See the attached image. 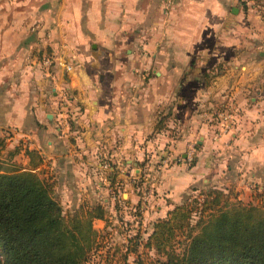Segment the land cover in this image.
<instances>
[{
	"label": "crops",
	"instance_id": "1",
	"mask_svg": "<svg viewBox=\"0 0 264 264\" xmlns=\"http://www.w3.org/2000/svg\"><path fill=\"white\" fill-rule=\"evenodd\" d=\"M0 162L62 204L137 173L157 219L264 203V0H0Z\"/></svg>",
	"mask_w": 264,
	"mask_h": 264
},
{
	"label": "trees",
	"instance_id": "2",
	"mask_svg": "<svg viewBox=\"0 0 264 264\" xmlns=\"http://www.w3.org/2000/svg\"><path fill=\"white\" fill-rule=\"evenodd\" d=\"M53 188L32 169L0 162V264L89 261L96 236L92 221L104 219L106 210L96 206L87 220L75 211L67 221ZM200 195L191 208L188 200L156 223L153 236L162 237L175 224L189 222L181 251L169 252L161 264H264V203L231 202L216 189Z\"/></svg>",
	"mask_w": 264,
	"mask_h": 264
},
{
	"label": "rangeland",
	"instance_id": "3",
	"mask_svg": "<svg viewBox=\"0 0 264 264\" xmlns=\"http://www.w3.org/2000/svg\"><path fill=\"white\" fill-rule=\"evenodd\" d=\"M143 173H146L145 170ZM43 180L46 181V178ZM131 182L134 185L135 194L139 196L135 201L129 199L130 190H125L124 186L120 185V188L110 186L98 202L91 199L88 200L90 202L83 201L78 204L61 203L67 221L75 211L81 212V217L87 220L89 213L96 206H101L106 210L104 224L97 222L96 219L92 221L96 236L92 244L90 259L83 264H161L168 259L169 252L181 251V243L189 232V222L185 220L183 224H175L172 231L166 230L162 237L153 236L156 223L159 219H163L152 216L157 209L156 199H154L156 194L145 184L146 180L137 173L133 174ZM54 192L55 190L53 191L55 196ZM148 196H152L151 199H146ZM195 196L191 195L182 201V204H175L170 211L177 206H182L188 200V208H191L192 198ZM197 196L202 198L201 195ZM147 213L150 214L149 221L146 217ZM198 217L199 213L195 209L193 219H191L193 225L196 224ZM159 242H161L162 249L158 248Z\"/></svg>",
	"mask_w": 264,
	"mask_h": 264
},
{
	"label": "built area",
	"instance_id": "4",
	"mask_svg": "<svg viewBox=\"0 0 264 264\" xmlns=\"http://www.w3.org/2000/svg\"><path fill=\"white\" fill-rule=\"evenodd\" d=\"M148 198H149V196L146 199H148Z\"/></svg>",
	"mask_w": 264,
	"mask_h": 264
}]
</instances>
